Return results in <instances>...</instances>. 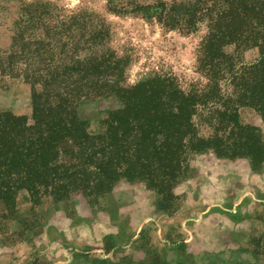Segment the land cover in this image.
I'll return each mask as SVG.
<instances>
[{"label": "rangeland", "instance_id": "rangeland-1", "mask_svg": "<svg viewBox=\"0 0 264 264\" xmlns=\"http://www.w3.org/2000/svg\"><path fill=\"white\" fill-rule=\"evenodd\" d=\"M160 1L171 0H0V111L31 117L25 80L34 75L95 74L100 93L113 76L114 89L157 76L184 90L204 87L198 53L206 27L186 35L114 10ZM241 59L248 66L259 55L250 50ZM94 60L104 63L96 71ZM118 108L104 94L80 103L78 113L97 134ZM240 123L264 141L258 112L242 108ZM0 264H264V166L195 154L171 199L128 180L96 199L35 203L20 192L12 204L0 201Z\"/></svg>", "mask_w": 264, "mask_h": 264}, {"label": "trees", "instance_id": "trees-1", "mask_svg": "<svg viewBox=\"0 0 264 264\" xmlns=\"http://www.w3.org/2000/svg\"><path fill=\"white\" fill-rule=\"evenodd\" d=\"M114 10L186 35L206 27L198 69L207 84L184 90L174 78L157 76L125 90L114 89L113 76L100 93L95 74L28 77L31 117L0 111V201L12 204L20 192L35 203L76 194L96 199L122 180L146 183L171 199L191 157L206 152L263 168L264 141L241 125L240 110L264 119V0H171ZM250 50L259 59L239 66ZM93 63L95 71L104 64ZM104 94L120 108L91 134L78 107Z\"/></svg>", "mask_w": 264, "mask_h": 264}]
</instances>
